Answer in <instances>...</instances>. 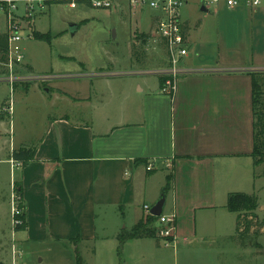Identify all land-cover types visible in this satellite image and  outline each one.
I'll return each instance as SVG.
<instances>
[{
  "label": "crops",
  "instance_id": "0c3cea01",
  "mask_svg": "<svg viewBox=\"0 0 264 264\" xmlns=\"http://www.w3.org/2000/svg\"><path fill=\"white\" fill-rule=\"evenodd\" d=\"M145 7L149 13L143 25L140 14ZM145 7L136 10L128 0H119L113 8L125 19L135 16L127 63L119 58L111 62L114 71L118 68L114 77L118 79H84L83 85L56 79L42 88L59 102L77 106L79 119L60 112L50 117L47 132L38 142H20L9 114L2 110L6 99L1 102L0 163L10 164L11 137L15 149H36L34 159L17 160L22 162L17 181L26 217L17 239L23 246L32 242L74 244L80 254L90 250L97 258L101 248L121 254L134 244L147 246L149 240L160 239L122 242L121 237L129 234L124 233L122 221L131 220L133 228L148 214L145 205L151 211L164 197L162 214H177L176 244L207 246L218 252L220 242L237 225V217L226 215L232 192L258 195L259 225L252 233L256 229L264 236V165L255 166L252 157V73H264V2L255 10L230 9L224 2L207 7L201 0L185 5L182 29L190 53L184 63L195 70L179 78L174 97L161 91L162 76L122 74L167 64L166 49L153 42L159 14ZM35 32L39 31H32L33 36ZM0 41L8 43L3 17ZM151 48L157 51L158 62L150 63ZM80 68L75 70L83 71L78 78H97L103 73ZM19 70L24 74L34 71L28 64ZM69 72L74 71H52ZM7 74L0 62V78ZM31 89L42 91L39 84L27 91ZM98 93L101 102L95 103ZM149 164H153L152 170H148ZM110 219L116 221L113 227ZM120 262L129 264L128 259L114 257L110 264Z\"/></svg>",
  "mask_w": 264,
  "mask_h": 264
},
{
  "label": "rangeland",
  "instance_id": "374dc122",
  "mask_svg": "<svg viewBox=\"0 0 264 264\" xmlns=\"http://www.w3.org/2000/svg\"><path fill=\"white\" fill-rule=\"evenodd\" d=\"M190 1L192 5L200 2V0ZM51 6V8L46 7L42 11H36L33 16L34 23L32 26H27L24 31L22 45L25 60L23 65L28 64L34 70L27 74H51L53 70L68 69L74 72L66 73L70 76L63 79L68 80L67 83H81L82 85L84 79L87 81L99 79L98 81H100L116 77L115 72L118 68H115L114 71L111 62H115L119 58L123 64L127 63L128 37L130 27H134L135 16L133 19H125L121 13L114 9H100L91 6H81L76 9L63 4H52ZM145 10L140 14L143 25H146L149 8L145 7ZM182 12L186 13L185 6L182 8ZM58 30H65L64 35ZM32 31L49 32L51 41L35 38ZM114 32L116 35L118 34L117 37H114ZM156 52L155 49L151 48L148 54L150 63L158 62L159 56ZM79 67L83 69L87 67L85 68L87 72L103 71V73H101V77L97 78H78L83 73V71H75ZM104 72L110 74L113 72L114 74L112 76ZM150 75L157 76L155 74ZM49 83L50 81L21 82L12 91L10 84L0 82V106L3 100L6 99L7 103L12 100L13 113L9 116L20 142L29 141L31 144L38 142L47 132L50 117L58 115L60 112L67 111L72 118L79 119L77 106L59 102L54 94L45 93L42 88ZM35 84H39L42 91L36 89L27 91L31 85L34 86ZM74 84L70 86L73 88ZM72 88L70 90L74 92ZM94 101L95 103L101 102V93H98L96 97L94 96ZM82 111L84 112V110ZM10 141V148H8L9 153L11 152L10 164L0 163L1 264H13L14 257H17L19 264H77L78 256L82 257L83 264H104V262L110 264L113 257L120 259V261L128 259L129 264H139L140 259H142L141 264H264V236L258 235L257 239L251 243L253 247H245L238 239L237 225L232 235L226 236V240L220 242L218 252L215 251V248H206L207 246L197 248H185L187 246H183V244L165 246L161 239L149 240L147 246L131 244L132 246H129L125 253L121 254H117L115 250L112 251L110 248H101L98 258L90 250L80 254V248L74 244L57 246L49 242H32L23 246L17 239L18 228L13 225L11 214L12 194L16 189L19 169L18 167L12 168L11 159L17 160L13 154L16 145L12 147V137ZM2 154L3 152H1ZM15 193L17 195L16 191ZM19 201L21 200L19 199ZM226 215L237 217L236 213L229 212L227 209ZM109 223L113 227L116 221L110 219ZM132 226L131 220L122 221L121 227L124 229V233H130ZM226 231H228L227 226ZM252 252L255 254L251 255ZM101 258L106 260L102 261ZM98 259L100 262L97 261ZM120 263L123 264V262Z\"/></svg>",
  "mask_w": 264,
  "mask_h": 264
},
{
  "label": "built area",
  "instance_id": "2783aa9c",
  "mask_svg": "<svg viewBox=\"0 0 264 264\" xmlns=\"http://www.w3.org/2000/svg\"><path fill=\"white\" fill-rule=\"evenodd\" d=\"M119 0H0V17L5 19L6 35L8 41L7 61L3 63L8 74L0 81H6L10 84L13 91L16 83L26 81L49 82L56 79L68 78V74H23L22 69L25 52L22 45L24 31L33 21L36 11L44 10L49 4H63L70 8L76 9L80 6H91L100 9H113ZM130 5L140 10L145 6L157 11L159 14L155 38L153 42L156 45L163 46L167 51V64L163 67L140 72H127L122 74H155L162 76L161 91L171 97L177 92L178 80L181 76L194 72L195 69L185 66V58L189 55L190 49L187 44L182 29V8L190 0H128ZM207 7L218 6L221 2L230 9L245 7L255 10L263 5L264 0H201ZM110 74V73H106ZM77 77V76H76ZM2 110L9 114L13 113V102L6 103ZM12 125V120H11ZM12 168L20 166V162L11 159ZM148 170L154 168L153 164L148 165ZM21 197L16 193L12 194L11 214L14 226L22 224V220L18 218L23 213L20 207ZM144 209L150 213V207L145 205ZM177 214H162L159 216V226L157 237L161 239L166 246L176 244L177 239ZM17 252L15 251V254ZM13 264H19L17 257H14Z\"/></svg>",
  "mask_w": 264,
  "mask_h": 264
},
{
  "label": "trees",
  "instance_id": "16d2710c",
  "mask_svg": "<svg viewBox=\"0 0 264 264\" xmlns=\"http://www.w3.org/2000/svg\"><path fill=\"white\" fill-rule=\"evenodd\" d=\"M35 38L51 41L50 33H34ZM7 47L8 43L0 41V62L5 63L7 61ZM6 73V72H5ZM253 77V104H254V148L252 157L254 159V165L259 166L264 164V73H252ZM36 149L34 147H21L15 149L13 154L17 160H21L24 163L35 158ZM17 185V187H16ZM15 191L21 197L22 187L19 181H16ZM21 188V189H20ZM259 206V197L256 193L248 194L244 192H232L228 197L227 209L230 212L237 214V236L241 240L243 245L250 244L257 239L259 231L255 229L252 233V229L258 226L256 223V210ZM20 207L23 209L22 202ZM22 220V224L18 225V230L25 228V214L22 213L18 216ZM158 225L159 216H155L152 213L144 215L138 223L132 228L131 232L127 236L121 237L122 242L131 238H158ZM257 245V244H256ZM1 264V263H0ZM77 264H82L80 256L77 257Z\"/></svg>",
  "mask_w": 264,
  "mask_h": 264
},
{
  "label": "water",
  "instance_id": "95a60500",
  "mask_svg": "<svg viewBox=\"0 0 264 264\" xmlns=\"http://www.w3.org/2000/svg\"><path fill=\"white\" fill-rule=\"evenodd\" d=\"M165 198L163 197L152 209L151 213L155 216H160L162 214V207L164 204Z\"/></svg>",
  "mask_w": 264,
  "mask_h": 264
}]
</instances>
